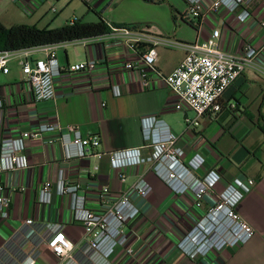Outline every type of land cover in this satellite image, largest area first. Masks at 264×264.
<instances>
[{"label":"crops","instance_id":"1","mask_svg":"<svg viewBox=\"0 0 264 264\" xmlns=\"http://www.w3.org/2000/svg\"><path fill=\"white\" fill-rule=\"evenodd\" d=\"M211 1H204L207 11L197 21L190 15L187 0H22L21 3L16 0L29 16L30 24L40 27H59L55 22L63 26L75 18L92 22L101 13L111 25L137 24V29L147 34L169 36L183 43L205 40L215 29H220V47L234 55H240L246 44L255 47L264 44V29L258 23V19H264V0H255L246 22L225 8L210 10ZM52 7L57 8L55 14L49 13ZM148 48L149 45L137 43L113 29L95 39L59 45L54 49L62 67L61 75L55 80L57 96L40 101L25 80L22 62L44 58L46 51L37 48L14 53L9 72L0 73L3 101L0 141L35 130L43 122H59L65 126L77 125L84 136L99 134L102 143L98 149L110 152L143 146L141 119L157 114L181 135L180 144L187 157L198 152L206 158L204 170L215 168L222 173L223 179L208 193L204 206L195 207L192 192H174L147 164L127 168L123 181L107 157L95 159L100 165L96 172L93 161L66 160L61 143L49 141L57 134L49 132L38 139L26 140L28 169L3 174L6 193L11 199V217L0 219V248L17 230L25 229L28 218L38 223L62 224L75 244V251L81 248L85 231L73 219L70 198L54 190L51 203L40 201L44 182L55 181L59 168L63 167L69 180L83 185L90 208L105 207L100 198L104 186L111 190L109 201L126 192L141 208V214L128 227L136 245V256L129 258L119 253L115 264H264V51L227 88L219 113L197 116L188 107H176V94L164 81V76L184 59V49L159 45L157 61L145 76L141 68H125L127 61L138 62ZM90 59L98 62L93 71L66 70L70 64ZM115 85L120 87L121 95L114 94ZM193 119H197V124ZM235 178L254 181L238 210L255 228V235L243 245L189 257L178 242L197 217L216 202L217 192ZM138 181L152 186L146 197L135 190ZM19 240L20 244L22 239ZM37 264L63 263L45 249Z\"/></svg>","mask_w":264,"mask_h":264},{"label":"built area","instance_id":"2","mask_svg":"<svg viewBox=\"0 0 264 264\" xmlns=\"http://www.w3.org/2000/svg\"><path fill=\"white\" fill-rule=\"evenodd\" d=\"M16 1V0H15ZM20 3L22 0H17ZM190 15L195 20L203 18L207 11L205 0H187ZM255 0H213L209 9L218 11L225 8L236 13L241 22L251 16ZM57 12L56 7H52ZM264 29V19H258ZM131 37L137 43L149 45L139 61H127L125 68H141L147 75L158 58V46L180 47L186 51L180 65L164 76L165 83L173 89L177 97L178 109L188 107L197 116L207 113L217 114L222 108V97L227 88L245 71L253 66L257 56L264 51V44L255 47L246 44L240 55L231 54L219 45L221 31L215 29L211 37L183 43L169 36L156 37L135 28L114 27ZM57 46L40 47L46 57L22 62V71L34 91L37 100H50L57 96L55 80L61 75L62 67L54 50ZM21 52V51H20ZM0 51V73H8L9 63L14 53ZM97 60L90 59L70 64L66 70L71 73L93 71ZM115 95H121L119 86L113 87ZM3 101L0 100V107ZM188 121V120H187ZM197 124V119L191 120ZM144 144L139 147L100 151L102 140L99 134L84 136L77 125H62L43 122L35 130L24 131L20 135L4 137L0 141V219L11 217V199L6 193L4 173L15 172L30 167L25 153L27 139H38L45 133H56L50 143L60 142L66 160L88 159L92 168L99 170V163L107 157L114 170L119 171L121 180H126L125 170L133 166L149 165L155 173L177 194L192 192L195 207L202 208L210 191L215 190L223 179L218 169L204 170L206 158L196 152L187 157L177 134L163 118L157 114L145 115L141 119ZM55 183V188H54ZM252 179L235 178L217 192V200L197 217L194 225L178 242L179 248L189 257L204 256L212 251H222L226 247H236L247 243L255 235V228L238 210L240 202L252 190ZM54 188V189H53ZM135 190L146 197L152 186L138 181ZM70 198L73 219L84 227L81 248L75 251L74 242L58 223H38L33 218L26 219L25 229H19L0 248V264H37L45 249L54 253L63 264H115L117 254L124 257L136 256V245L132 241L129 225L141 214L139 205L126 192L109 201L108 186L100 190V198L105 207L94 210L87 205V194L83 185L68 179L67 170L60 167L55 181L47 180L41 189L40 201L52 202L53 191ZM22 242L19 244V239ZM14 241H18L16 244ZM25 241V242H24Z\"/></svg>","mask_w":264,"mask_h":264},{"label":"trees","instance_id":"3","mask_svg":"<svg viewBox=\"0 0 264 264\" xmlns=\"http://www.w3.org/2000/svg\"><path fill=\"white\" fill-rule=\"evenodd\" d=\"M113 26L138 28L137 24L111 25L101 13L97 14L95 21L86 22L75 18L59 27L50 25L40 27L38 24L26 23L7 26L0 20V51L20 52L44 46H59L66 43L88 41L109 33Z\"/></svg>","mask_w":264,"mask_h":264},{"label":"rangeland","instance_id":"4","mask_svg":"<svg viewBox=\"0 0 264 264\" xmlns=\"http://www.w3.org/2000/svg\"><path fill=\"white\" fill-rule=\"evenodd\" d=\"M49 13L55 14L50 10ZM0 20L7 26L18 23L30 24L29 16L14 0H0ZM60 24L59 22H55V26H61Z\"/></svg>","mask_w":264,"mask_h":264}]
</instances>
